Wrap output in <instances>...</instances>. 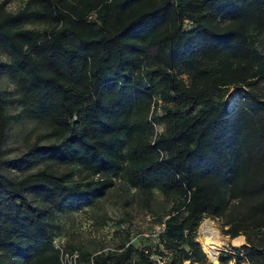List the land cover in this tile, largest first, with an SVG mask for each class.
<instances>
[{
	"label": "trees",
	"instance_id": "obj_1",
	"mask_svg": "<svg viewBox=\"0 0 264 264\" xmlns=\"http://www.w3.org/2000/svg\"><path fill=\"white\" fill-rule=\"evenodd\" d=\"M8 2L0 79L20 110L9 113L0 86V264H60L57 213L95 205L116 179L147 211L161 194L164 228L139 247L128 231L112 250L60 245L82 263L149 264L148 248L168 251L167 264H206L195 237L209 217L245 240L221 264H264V0ZM20 118L45 130L9 157Z\"/></svg>",
	"mask_w": 264,
	"mask_h": 264
},
{
	"label": "rangeland",
	"instance_id": "obj_2",
	"mask_svg": "<svg viewBox=\"0 0 264 264\" xmlns=\"http://www.w3.org/2000/svg\"><path fill=\"white\" fill-rule=\"evenodd\" d=\"M24 2L25 0H9L8 8L11 11H15L21 7ZM1 59L2 61H6V58L4 57ZM0 86L6 91L8 97L6 105L9 113H18L20 107L15 100V96L12 94L14 85L7 74L2 75ZM230 90H232V92L235 90L236 92L239 91V88H231ZM237 95L238 94L236 93L235 101L237 100ZM226 96L227 98L225 97V100L230 103L228 99L230 94H227ZM44 130L43 127L36 125L31 119L20 118L13 120L10 124L9 133L5 143L7 155L11 157L27 151L28 146L36 141L38 133H41ZM45 142L46 139H41L39 141V143ZM155 195L156 200L153 206L154 211H147L138 205L136 190L128 187L123 180L116 179L115 184L108 190L106 196L101 198L98 203H95V205L92 204L91 206H88L84 211L78 210V207L76 206L57 213L56 217L59 228L57 230L54 244L56 246L71 242L75 246L95 251L100 249V243L104 241L103 245L105 247L113 248L126 237V231H128L129 241L139 247L146 242L145 237H143L145 233L151 234L152 232L157 231L156 225L158 223L156 222L159 216L163 213L161 210L157 209L160 206V203L163 202L162 196L157 191H155ZM125 200L130 203L128 209L124 206ZM169 207L170 205L167 206L165 210ZM125 210L129 211V215L125 213ZM206 220H212L221 233L223 244L218 250V256L223 250L243 245L245 240L242 235L231 239L228 235L222 232L221 220L211 219L209 217L204 218L198 225L197 235L195 237L196 241L201 234V225ZM106 235H112V237L105 242ZM238 237H243L244 241L236 243L235 239ZM1 253L2 252H0V256ZM206 257V264H213L210 258L208 256ZM228 264H234V261L232 260Z\"/></svg>",
	"mask_w": 264,
	"mask_h": 264
},
{
	"label": "built area",
	"instance_id": "obj_3",
	"mask_svg": "<svg viewBox=\"0 0 264 264\" xmlns=\"http://www.w3.org/2000/svg\"><path fill=\"white\" fill-rule=\"evenodd\" d=\"M153 128H154V135L155 136L162 131V126L156 123H153ZM157 231L152 232L151 234L145 233L143 237L146 239V244H153L157 242L159 233L163 230L164 228V223H160L156 225ZM115 230V229H114ZM112 235H106L105 237V242L108 241ZM55 243V241H54ZM144 243V244H145ZM59 249V261L60 264H94L92 256L90 257L89 261L87 263H82L80 261V252L78 249L74 248L71 250H64L60 245H56ZM108 249H113V248H108L105 247L104 250ZM162 252H159L158 250L154 249H145V253L148 254L150 263L149 264H167L169 259H170V253L166 250H161ZM100 252V251H98ZM186 264L188 261L185 262Z\"/></svg>",
	"mask_w": 264,
	"mask_h": 264
},
{
	"label": "bare ground",
	"instance_id": "obj_4",
	"mask_svg": "<svg viewBox=\"0 0 264 264\" xmlns=\"http://www.w3.org/2000/svg\"><path fill=\"white\" fill-rule=\"evenodd\" d=\"M236 92L235 90L230 93L228 97L230 105L235 101ZM201 234L198 236V242L200 243L202 249L213 262V264H218V250L222 246V236L219 229L214 225L212 220H206L201 225ZM243 237H238L235 239L236 243L243 242Z\"/></svg>",
	"mask_w": 264,
	"mask_h": 264
},
{
	"label": "water",
	"instance_id": "obj_5",
	"mask_svg": "<svg viewBox=\"0 0 264 264\" xmlns=\"http://www.w3.org/2000/svg\"><path fill=\"white\" fill-rule=\"evenodd\" d=\"M232 92V90H230L229 92H228V94H230ZM236 93L238 94V91H236ZM243 244H245V241H244V243ZM204 252V251H203ZM205 253V252H204ZM218 264H220L219 263V261H218Z\"/></svg>",
	"mask_w": 264,
	"mask_h": 264
},
{
	"label": "crops",
	"instance_id": "obj_6",
	"mask_svg": "<svg viewBox=\"0 0 264 264\" xmlns=\"http://www.w3.org/2000/svg\"><path fill=\"white\" fill-rule=\"evenodd\" d=\"M83 209H85V208H83ZM130 240V239H129ZM121 241H123V240H121ZM120 243V242H119Z\"/></svg>",
	"mask_w": 264,
	"mask_h": 264
}]
</instances>
